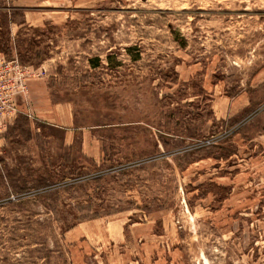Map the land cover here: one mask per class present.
Instances as JSON below:
<instances>
[{"label": "rangeland", "instance_id": "obj_1", "mask_svg": "<svg viewBox=\"0 0 264 264\" xmlns=\"http://www.w3.org/2000/svg\"><path fill=\"white\" fill-rule=\"evenodd\" d=\"M0 54L74 119L1 128L0 264H264V0H0Z\"/></svg>", "mask_w": 264, "mask_h": 264}, {"label": "built area", "instance_id": "obj_2", "mask_svg": "<svg viewBox=\"0 0 264 264\" xmlns=\"http://www.w3.org/2000/svg\"><path fill=\"white\" fill-rule=\"evenodd\" d=\"M42 72L34 71L17 58L7 59L0 54V135L11 117L25 112L29 104L28 81L34 75L42 76Z\"/></svg>", "mask_w": 264, "mask_h": 264}, {"label": "crops", "instance_id": "obj_3", "mask_svg": "<svg viewBox=\"0 0 264 264\" xmlns=\"http://www.w3.org/2000/svg\"><path fill=\"white\" fill-rule=\"evenodd\" d=\"M41 87V84H39L38 82H34L31 81L30 82V97L31 99L34 98V103H30V98H29V105L30 108L32 107V111L35 110L36 113V118L40 119V120H46L48 123L53 124V125H63L66 124L67 126H73L74 125V119H73V115L71 113V109L69 107L68 103H63V104H50V100L48 99V97H46V93H37L38 91L41 92V90L39 89ZM40 98L39 100H43L46 104L42 107H40L39 105L35 104V100L37 98ZM41 100V101H42ZM59 107H63V109H65V113L61 114L59 112H56L57 108ZM34 112V111H33ZM39 112H42V114H39ZM45 113H47L45 115ZM42 116V117H41ZM74 130L75 127H73ZM70 140H67L66 143H69ZM84 142H86L84 140ZM87 144V143H84Z\"/></svg>", "mask_w": 264, "mask_h": 264}, {"label": "trees", "instance_id": "obj_4", "mask_svg": "<svg viewBox=\"0 0 264 264\" xmlns=\"http://www.w3.org/2000/svg\"><path fill=\"white\" fill-rule=\"evenodd\" d=\"M44 242H47V241H44ZM44 247H46V244H44ZM37 262V261H36Z\"/></svg>", "mask_w": 264, "mask_h": 264}]
</instances>
